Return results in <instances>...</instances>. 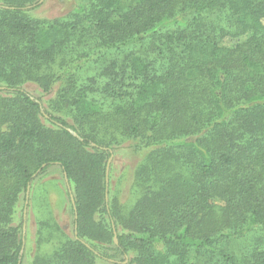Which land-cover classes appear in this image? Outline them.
<instances>
[{"label":"trees","instance_id":"obj_1","mask_svg":"<svg viewBox=\"0 0 264 264\" xmlns=\"http://www.w3.org/2000/svg\"><path fill=\"white\" fill-rule=\"evenodd\" d=\"M38 2L0 0V264H23L26 189L52 167L72 232L39 222L31 264H264V0H74L49 21ZM127 142L125 189L105 178Z\"/></svg>","mask_w":264,"mask_h":264},{"label":"rangeland","instance_id":"obj_2","mask_svg":"<svg viewBox=\"0 0 264 264\" xmlns=\"http://www.w3.org/2000/svg\"><path fill=\"white\" fill-rule=\"evenodd\" d=\"M74 0H39V2L29 10V15L34 19L49 21L66 14L73 4ZM23 90L35 99L42 102L49 96H44L42 92L34 85H25ZM127 146H122L112 152L109 158L107 177L113 182L121 179L125 189L132 181V174L135 166L143 156V152H134ZM65 180L58 168L48 169L42 176L35 178L29 186L27 205L25 207L23 264H31L38 250L35 239L39 222L45 219L52 221L54 218L56 227L63 235L71 236L72 215L67 203ZM26 195V194H25ZM24 212V211H23ZM50 214V216L48 215ZM53 248L52 244H43L40 247V253H47Z\"/></svg>","mask_w":264,"mask_h":264},{"label":"water","instance_id":"obj_3","mask_svg":"<svg viewBox=\"0 0 264 264\" xmlns=\"http://www.w3.org/2000/svg\"><path fill=\"white\" fill-rule=\"evenodd\" d=\"M74 137H76V134L75 133H71ZM109 161H110V159L108 160V162H107V166H106V178H105V180H106V183L108 182V177H107V172H108V163H109ZM65 182H66V184H67V181H66V177H65ZM67 188H69L68 187V184H67ZM69 191V190H68ZM69 193H70V191H69ZM28 194H29V186L27 187V189H26V195H25V199H26V201H25V207H26V205H27V199H28ZM70 201H71V204H72V206L74 207V202H73V198H72V196H71V194H70ZM23 217H24V219H25V210H24V212H23ZM113 241H114V243L116 244V238H115V235H114V239H113ZM24 242V227H23V230H22V243ZM23 251V250H22ZM21 251V252H22Z\"/></svg>","mask_w":264,"mask_h":264}]
</instances>
